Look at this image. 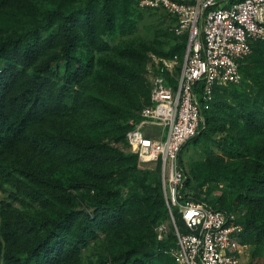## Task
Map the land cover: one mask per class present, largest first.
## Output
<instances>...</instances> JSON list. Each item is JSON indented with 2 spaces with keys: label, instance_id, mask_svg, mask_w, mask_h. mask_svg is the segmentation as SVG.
Wrapping results in <instances>:
<instances>
[{
  "label": "trees",
  "instance_id": "1",
  "mask_svg": "<svg viewBox=\"0 0 264 264\" xmlns=\"http://www.w3.org/2000/svg\"><path fill=\"white\" fill-rule=\"evenodd\" d=\"M139 1L0 0V188H11L0 201V264H175L159 163L139 168L120 144L150 103V53L177 55L176 72L187 36L163 31L175 40L166 47L135 37ZM239 71V83L215 88L185 143L199 158L185 144L179 153L180 194L243 211L247 264H264V41ZM212 137L221 153L199 147ZM100 235L105 252L84 263Z\"/></svg>",
  "mask_w": 264,
  "mask_h": 264
},
{
  "label": "built area",
  "instance_id": "2",
  "mask_svg": "<svg viewBox=\"0 0 264 264\" xmlns=\"http://www.w3.org/2000/svg\"><path fill=\"white\" fill-rule=\"evenodd\" d=\"M139 8H162L177 23L176 35L186 34L180 64L178 56L157 58L146 68L150 103L139 115L142 121L125 134V151H136L138 167L159 163L164 198L175 235L165 250L175 264H247L251 246L241 241L240 210L214 209L192 197L181 199L184 174L179 153L198 133L202 112L210 107L215 88L239 83V65L252 52V43L264 41V0H140ZM174 79L172 85L168 77ZM180 215L184 229L175 222ZM157 239L168 232L156 227Z\"/></svg>",
  "mask_w": 264,
  "mask_h": 264
},
{
  "label": "rangeland",
  "instance_id": "3",
  "mask_svg": "<svg viewBox=\"0 0 264 264\" xmlns=\"http://www.w3.org/2000/svg\"><path fill=\"white\" fill-rule=\"evenodd\" d=\"M139 11L141 12V16L138 17L137 28L134 33L135 37L140 36L150 42H153L155 39H159L161 40V42H163L164 47H166L168 43L175 42V40L171 38V36L162 34V32L165 30L170 31L175 23L172 17L164 9L163 10L143 9ZM151 55L154 54L150 53V57ZM154 56L157 57L156 55ZM152 59L153 58L151 57V60L149 61L147 66L152 64ZM145 75H146V71L144 73V76ZM203 146H209L215 153H221L220 145L216 137H212L208 142L205 143L202 142L199 144L200 148H203ZM190 152H191V146L190 144H187L183 150V153L187 156L189 155L188 159L199 158L195 153L192 152L190 153ZM185 159H187V157H185ZM10 190H11L10 186H6V185H3V187L0 188V201L9 199ZM16 205H18L17 201H16ZM164 223L167 222L165 221ZM104 247H105L104 238L102 235H100L98 240L92 241L88 245V247L83 249L82 251L83 262L86 263L88 260H95L98 257V255L105 252ZM260 253L261 254L259 258L257 259L264 260V247Z\"/></svg>",
  "mask_w": 264,
  "mask_h": 264
}]
</instances>
